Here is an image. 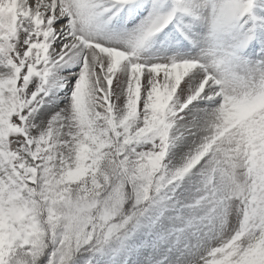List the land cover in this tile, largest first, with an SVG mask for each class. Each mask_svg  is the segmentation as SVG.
Instances as JSON below:
<instances>
[{"label":"snow or ice","instance_id":"1","mask_svg":"<svg viewBox=\"0 0 264 264\" xmlns=\"http://www.w3.org/2000/svg\"><path fill=\"white\" fill-rule=\"evenodd\" d=\"M0 264H264V0H0Z\"/></svg>","mask_w":264,"mask_h":264}]
</instances>
